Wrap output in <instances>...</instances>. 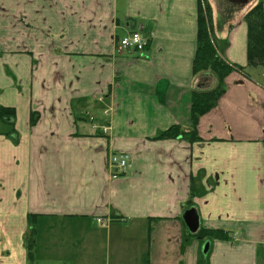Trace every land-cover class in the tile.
Here are the masks:
<instances>
[{
    "label": "crops",
    "instance_id": "0c3cea01",
    "mask_svg": "<svg viewBox=\"0 0 264 264\" xmlns=\"http://www.w3.org/2000/svg\"><path fill=\"white\" fill-rule=\"evenodd\" d=\"M200 1L0 0V264H42L47 246L98 264L104 243L114 264H264V49L249 61L247 21L264 0H207L242 71L194 140L156 139L190 133L193 92L216 87L193 74ZM137 31L144 51H119ZM113 154L128 157L116 178ZM192 208L226 235L207 254Z\"/></svg>",
    "mask_w": 264,
    "mask_h": 264
},
{
    "label": "trees",
    "instance_id": "16d2710c",
    "mask_svg": "<svg viewBox=\"0 0 264 264\" xmlns=\"http://www.w3.org/2000/svg\"><path fill=\"white\" fill-rule=\"evenodd\" d=\"M264 8L257 6L247 16L249 24V61H258L264 49ZM242 71V68L227 63L219 54L213 36L212 15L207 0L200 1L198 17V38L197 51L193 63V74L195 77L208 74L216 80V87L208 91H195L192 96V130L185 133L180 127H172L160 134L156 139H178L193 136L196 138L197 125L199 119L216 108L219 100L226 92L225 79L234 71ZM14 117V110L0 107V119L4 122L10 121ZM195 237L204 242L213 239H225L226 235L222 231H200ZM34 246V243L32 244Z\"/></svg>",
    "mask_w": 264,
    "mask_h": 264
},
{
    "label": "built area",
    "instance_id": "2783aa9c",
    "mask_svg": "<svg viewBox=\"0 0 264 264\" xmlns=\"http://www.w3.org/2000/svg\"><path fill=\"white\" fill-rule=\"evenodd\" d=\"M147 46V41L140 32H132L127 37H124L120 41V50H135L138 52H143ZM128 166V157L123 154H113L109 160V168L111 170L112 176L114 178L125 174ZM98 223L101 226H105V220L98 219ZM234 238L237 236L235 234Z\"/></svg>",
    "mask_w": 264,
    "mask_h": 264
},
{
    "label": "rangeland",
    "instance_id": "374dc122",
    "mask_svg": "<svg viewBox=\"0 0 264 264\" xmlns=\"http://www.w3.org/2000/svg\"><path fill=\"white\" fill-rule=\"evenodd\" d=\"M94 124H97V123H94ZM102 130H103V133L105 134L107 129L103 128V126H102ZM56 230L57 231L61 230L60 224H59V227L56 228ZM68 230H70V228L67 229L66 234H67V232H69ZM105 239H106V237H105ZM129 240H130V238H129ZM105 242H106V240H105ZM65 250H66V248L65 249L56 248V249L51 250L47 246V248L45 250L44 257L42 259V264H66V263H68L66 260H64L69 255L68 252H64ZM109 251H110V264L115 263L114 262L115 255H114V252H112V245L109 246L108 244L104 243L103 249L101 250V253L99 255L98 264H105V261H107V258H108L107 252H109ZM113 251H114V248H113ZM100 261H101V263H100ZM76 262L78 263L79 261H76Z\"/></svg>",
    "mask_w": 264,
    "mask_h": 264
},
{
    "label": "water",
    "instance_id": "95a60500",
    "mask_svg": "<svg viewBox=\"0 0 264 264\" xmlns=\"http://www.w3.org/2000/svg\"><path fill=\"white\" fill-rule=\"evenodd\" d=\"M183 221L188 227L191 234L196 235L200 230V217L198 211L192 208L186 211L183 215ZM210 242H206L203 246V253L207 254L209 251Z\"/></svg>",
    "mask_w": 264,
    "mask_h": 264
}]
</instances>
